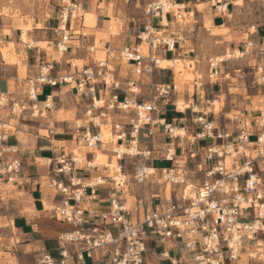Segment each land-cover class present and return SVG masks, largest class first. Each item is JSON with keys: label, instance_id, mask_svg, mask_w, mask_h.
Instances as JSON below:
<instances>
[{"label": "clouds", "instance_id": "clouds-1", "mask_svg": "<svg viewBox=\"0 0 264 264\" xmlns=\"http://www.w3.org/2000/svg\"><path fill=\"white\" fill-rule=\"evenodd\" d=\"M262 32L264 0H0V264H264Z\"/></svg>", "mask_w": 264, "mask_h": 264}, {"label": "crops", "instance_id": "crops-1", "mask_svg": "<svg viewBox=\"0 0 264 264\" xmlns=\"http://www.w3.org/2000/svg\"><path fill=\"white\" fill-rule=\"evenodd\" d=\"M19 31V30H18ZM262 35H264V32L261 33ZM31 62H34V61H31ZM59 87V86H58ZM58 87H55V88H58ZM54 88H51V87H43L42 88V91L40 93V97L39 99L41 101H44L46 96L48 95H51V92ZM216 90L219 91V86L217 85L216 86ZM121 98L123 97H126L125 94H120ZM175 111L174 107L172 109L169 110V112L167 113V115L165 117H162V118H165L167 120L168 123H171V116H172V113ZM182 115V114H180ZM22 123H24L25 121H21ZM211 122V119L210 121ZM32 122L30 121H26L25 124H31ZM57 139H62V138H65L63 137L61 134H57L56 136ZM254 138V137H253ZM20 144V141L15 137V135L13 136H10L6 142V146L8 147H17L18 145ZM37 146L39 148V155H38V159H51L52 156H53V153L51 152V150L46 146V143L45 142H41V141H37ZM31 168H36V165L33 164V165H30ZM35 198L37 199L38 203H37V207L39 209H42L43 208V202L42 200H40V192H39V187H37V191L35 192L34 194Z\"/></svg>", "mask_w": 264, "mask_h": 264}, {"label": "built area", "instance_id": "built-area-1", "mask_svg": "<svg viewBox=\"0 0 264 264\" xmlns=\"http://www.w3.org/2000/svg\"><path fill=\"white\" fill-rule=\"evenodd\" d=\"M129 63L130 64H134V63H136V61L135 60H129ZM43 87H51V88H55V87H58V85H45V86H43ZM39 97H40V94H38V96H37V98L39 99ZM46 98H47V96H46ZM46 98H45V100L44 101H46ZM118 99L120 100V102H124L125 101V99H126V97H123V98H121V96L119 95L118 96ZM40 100V99H39ZM41 101V100H40ZM43 102V101H42ZM214 134H215V131H214ZM254 137V138H253ZM250 139V141H252V142H256V140H257V137H255V136H252V137H250L249 138ZM253 139V140H252ZM8 140V139H7ZM6 142L7 141H5L4 143H5V146H6ZM200 145H201V147H208V146H210L211 145V140L210 139H202L200 142ZM216 144L217 145H222L223 144V139L221 138V139H218L217 141H216ZM6 147H8V146H6ZM216 178L217 179H223V177H222V175L220 174V173H217L216 174ZM72 203H75L74 201H72ZM85 256L87 257V254L85 253Z\"/></svg>", "mask_w": 264, "mask_h": 264}, {"label": "rangeland", "instance_id": "rangeland-1", "mask_svg": "<svg viewBox=\"0 0 264 264\" xmlns=\"http://www.w3.org/2000/svg\"><path fill=\"white\" fill-rule=\"evenodd\" d=\"M24 123H26V121H25ZM252 140H253V139H252ZM89 264H90V262H89Z\"/></svg>", "mask_w": 264, "mask_h": 264}]
</instances>
